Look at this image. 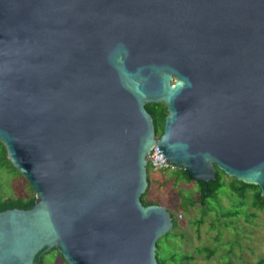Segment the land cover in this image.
Returning <instances> with one entry per match:
<instances>
[{"label": "water", "instance_id": "obj_1", "mask_svg": "<svg viewBox=\"0 0 264 264\" xmlns=\"http://www.w3.org/2000/svg\"><path fill=\"white\" fill-rule=\"evenodd\" d=\"M0 142L35 194L0 204V264H158L154 145L202 198L217 169L264 198V0H0Z\"/></svg>", "mask_w": 264, "mask_h": 264}, {"label": "rangeland", "instance_id": "obj_2", "mask_svg": "<svg viewBox=\"0 0 264 264\" xmlns=\"http://www.w3.org/2000/svg\"><path fill=\"white\" fill-rule=\"evenodd\" d=\"M180 171L176 167L152 171L147 166L149 185L145 199L164 206L175 217L172 229L157 242L158 261L255 264L264 258V209L254 208V190H248L245 199H241L236 190L239 182L224 174V185L202 205L198 201V185L185 181ZM0 196L26 200L35 194L21 174L0 168ZM191 200L195 201L193 205ZM52 249L44 253L42 264H65Z\"/></svg>", "mask_w": 264, "mask_h": 264}, {"label": "trees", "instance_id": "obj_3", "mask_svg": "<svg viewBox=\"0 0 264 264\" xmlns=\"http://www.w3.org/2000/svg\"><path fill=\"white\" fill-rule=\"evenodd\" d=\"M145 107H146V110L149 112V114L151 115L152 117V120H153V124L154 126L156 127V130H157V135H156V138H159V136L161 135L162 133V127H163V121H164V116L166 115L167 111H166V108H165V105L163 103H146L145 104ZM0 168L4 169V170H9L12 174H20L16 168L10 163V161L8 160L7 158V154H6V150H5V147L4 145L0 142ZM184 170L181 169L180 173L182 175V178L185 180V181H193L191 179H188L185 174H182ZM216 182L217 184H219V186H217L212 192H210L208 194V196L206 197H203L200 196L198 201L200 204L204 205L206 200L211 197L212 195H214L223 185H224V180H223V175L224 173L217 169L216 170ZM147 179H148V185H149V176L147 174ZM235 179V178H234ZM179 178H176V181H178ZM237 182H239V185L237 186V189L238 192L237 194L241 197V199H245V196H246V193L248 190L252 189L254 190L255 192V196H256V200H254V203H253V206L254 208L258 209V210H262L264 209V198L260 195V190L258 188L257 185H254V184H249V183H244L240 180H237L235 179ZM29 185V184H28ZM147 185V187H148ZM30 187V185H29ZM200 187V186H199ZM31 188V187H30ZM148 188H146V190L142 193L140 199H141V202L143 203V205H151V204H156L154 203L153 201H149V200H146L145 199V194H146V191H147ZM199 194H200V191H199ZM10 199L12 202H16L17 199H19V202L20 203H27L29 201V199L31 198H34L35 199V196H30L28 199L24 200L22 198H19V197H1L0 196V204L5 202L7 199ZM195 201L191 200L190 201V204L193 205ZM172 218H173V223H174V219L175 217L171 214ZM202 221L201 219L197 221L198 224H200ZM174 226V225H173ZM159 240V239H158ZM157 240V242H158ZM157 242H156V246H157ZM51 251H56L60 257L62 258L61 254L55 249L53 248ZM50 251V252H51ZM212 253H210L208 255V257L211 255ZM44 253L43 255H41L40 257V261H41V264L43 262V259H44ZM156 258H157V262L158 264H162L161 262L158 261V255L156 253ZM63 259V258H62ZM65 264H67L66 262H64ZM255 264H264V258H260Z\"/></svg>", "mask_w": 264, "mask_h": 264}, {"label": "built area", "instance_id": "obj_4", "mask_svg": "<svg viewBox=\"0 0 264 264\" xmlns=\"http://www.w3.org/2000/svg\"><path fill=\"white\" fill-rule=\"evenodd\" d=\"M155 145L150 149V151L148 152V154L146 155V160H147V166L149 169H151L152 171H165V170H169V169H174L175 166L172 165L171 163H166L164 160V158H162L160 155H158L160 151L155 152ZM160 156V157H159Z\"/></svg>", "mask_w": 264, "mask_h": 264}, {"label": "flooded vegetation", "instance_id": "obj_5", "mask_svg": "<svg viewBox=\"0 0 264 264\" xmlns=\"http://www.w3.org/2000/svg\"><path fill=\"white\" fill-rule=\"evenodd\" d=\"M146 108V107H145ZM153 121V120H152ZM154 125V124H153ZM154 131H155V137H156V135H157V130H156V127L154 126ZM193 182H195V181H193ZM197 185H198V183L197 182H195ZM198 187H199V185H198ZM199 191H200V187H199ZM198 197H200V194H199V192H198Z\"/></svg>", "mask_w": 264, "mask_h": 264}]
</instances>
